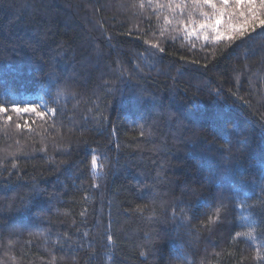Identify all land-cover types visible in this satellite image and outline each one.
Returning <instances> with one entry per match:
<instances>
[{"label": "trees", "instance_id": "obj_1", "mask_svg": "<svg viewBox=\"0 0 264 264\" xmlns=\"http://www.w3.org/2000/svg\"><path fill=\"white\" fill-rule=\"evenodd\" d=\"M169 3L0 0V264H264V9Z\"/></svg>", "mask_w": 264, "mask_h": 264}, {"label": "snow or ice", "instance_id": "obj_2", "mask_svg": "<svg viewBox=\"0 0 264 264\" xmlns=\"http://www.w3.org/2000/svg\"><path fill=\"white\" fill-rule=\"evenodd\" d=\"M233 4L235 6V10L240 12V15L242 17H245V13L243 11L244 6L246 5L248 8V15L254 17L256 13V9L254 5L257 4V0H190L191 8L188 12V20L187 25L191 27V31H188V35H199L201 33H207L211 32L212 39L214 41H234L235 36L239 35L243 38L244 32L246 30V25H241L240 27H236L235 25L228 23L227 24V30L222 31L221 29L224 27V17L227 14L229 16V19H231V16L233 13L228 12L229 4ZM161 6V5H158ZM175 8H181L183 9L185 5L181 3H176L174 5ZM211 9V12H205L202 9L203 8ZM170 10L173 8L172 0H170L169 3ZM259 8L264 9V0H259ZM199 10L200 15L205 17L204 19L199 20V22H195L192 20V14L194 11ZM247 18V17H245ZM168 17H165V23H169ZM178 23L181 24V26H185V21L183 19L178 18ZM262 28H264V19L260 21ZM187 30V28H186ZM255 29L253 28V31ZM203 39L207 40L208 36L203 35ZM153 48L157 47V45L153 44ZM162 51V49H161ZM7 109L4 106H0V113H5ZM12 111L14 112H32L36 113L39 117L43 118L45 113L42 111H37V108L35 106L32 107H24L20 108L18 106H14L12 108ZM9 120H11V117H8ZM27 123V122H26ZM17 128L21 127V125L17 124ZM96 158L93 157L92 159V167L93 169L96 168ZM219 211V209H217Z\"/></svg>", "mask_w": 264, "mask_h": 264}]
</instances>
